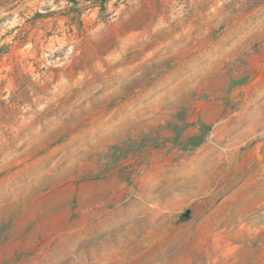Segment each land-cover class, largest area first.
Returning a JSON list of instances; mask_svg holds the SVG:
<instances>
[{
  "label": "rangeland",
  "instance_id": "1",
  "mask_svg": "<svg viewBox=\"0 0 264 264\" xmlns=\"http://www.w3.org/2000/svg\"><path fill=\"white\" fill-rule=\"evenodd\" d=\"M0 264H264V0H0Z\"/></svg>",
  "mask_w": 264,
  "mask_h": 264
}]
</instances>
